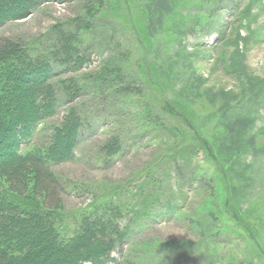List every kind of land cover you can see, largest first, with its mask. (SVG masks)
I'll return each instance as SVG.
<instances>
[{"label":"rangeland","instance_id":"374dc122","mask_svg":"<svg viewBox=\"0 0 264 264\" xmlns=\"http://www.w3.org/2000/svg\"><path fill=\"white\" fill-rule=\"evenodd\" d=\"M86 2L38 1L27 17L2 24L0 37L23 43L41 41L59 21L66 23L84 14ZM114 3L120 10L109 8ZM99 9L96 29L84 39L92 45L91 61L76 71H57V79L95 73L114 58L128 74L118 86L132 88L134 96L145 95L138 101L140 109L143 102L153 105L156 98L163 99L170 86L175 97L192 105L198 118L223 103L234 105L254 120L252 136L237 139L236 147L254 143L256 149L264 150V0H105ZM185 9L188 13L184 14ZM180 22L189 29L181 32ZM74 28L64 27L66 32ZM58 36L48 35L47 49L59 44ZM57 79L53 82L60 89ZM196 82L205 90L202 97L190 90ZM126 93L107 99L88 94L76 103L64 99L26 142L46 140L49 126L60 122L67 107L81 106L84 123L91 126L73 158L52 165L66 188L63 211L74 214L97 195L112 190L117 191L115 199L138 201L137 212L141 210L138 214L144 217L134 221L128 238L111 253L110 264L127 259L137 264H264V153L248 151L241 157L235 146L218 144L220 160L214 165L205 160L200 146L190 144L189 153L178 156L176 168L156 164L159 159L167 161L164 154L182 147L184 141L169 139L171 131L168 134L141 120L135 104L138 99ZM210 98L215 99L212 105ZM235 100L240 101L236 104ZM212 126L209 122L203 129ZM220 132L211 128L206 134L214 141ZM114 136L120 137L122 148L115 159L106 162L98 149ZM149 166L157 171L155 177L149 174ZM220 168L227 177L223 178ZM241 171L251 179L249 184L239 176ZM73 183L89 189L72 190ZM172 201L177 208L169 211L167 203ZM227 204L234 206L238 219L225 210ZM200 209L211 212L201 214ZM198 215L206 227L204 234L194 227L192 218Z\"/></svg>","mask_w":264,"mask_h":264},{"label":"trees","instance_id":"16d2710c","mask_svg":"<svg viewBox=\"0 0 264 264\" xmlns=\"http://www.w3.org/2000/svg\"><path fill=\"white\" fill-rule=\"evenodd\" d=\"M38 1L42 0H0V26L27 17L38 6ZM86 1L84 14L66 23L59 21L41 41L23 43L0 37V264H110L111 253L128 238L134 221L142 219L143 214H138L141 210L137 212V205L140 208L138 201L131 204L115 199L117 191L114 190L97 195L91 204L74 214L63 211L62 193L66 188L52 165L71 160L87 127L91 126L85 125L81 106L77 103L67 107L60 122L49 126L46 140L37 144L26 142L44 120L56 113L64 99L76 103L88 94L101 95L105 99L117 97L122 92H127L129 98L133 95L131 98L138 99L135 104L141 120L168 134L171 131L173 137L169 139L176 137L184 141L182 147L164 154L167 161L159 159L155 162L159 165L164 162L167 168L180 165L178 156L188 154L190 144L200 146L205 160L216 165L220 160L216 152L218 144L239 147L237 139L253 133V118L235 109L237 106L223 103L220 108L207 112L203 119L198 118L191 111L190 103L175 97L172 86L166 87L163 99L156 98L153 105L143 102L140 109L138 101L145 95L137 93L134 96L132 88L118 86L128 74L114 58L95 73L57 79V71H76L91 61L92 45L85 44L84 39L88 32L96 29L99 7H104L105 0ZM132 7L128 6L129 9ZM109 8L113 12L120 10L115 3L109 4ZM134 8L141 11L139 7ZM186 10H183L184 14ZM148 17L150 20L151 16ZM155 20L158 21V17ZM69 25L75 26L73 32L65 31L64 27ZM180 29L185 32L189 28L180 22ZM54 33L59 35V44H52L47 49L48 35ZM55 79L60 89L54 85ZM190 90L197 96L205 95V90L197 82L190 84ZM240 100H235L236 104ZM211 101L215 102V99L210 98L212 105L214 102ZM206 118L209 121L205 122ZM169 121L172 126L168 125ZM209 122L213 124L211 128L221 130L214 141L206 134L211 128L203 129ZM23 146L27 148L23 150ZM241 146L243 148L236 147L235 150L241 157L248 151L264 153V150L256 149L254 143ZM121 148L120 137L114 136L100 145L98 154L110 162L118 156ZM226 159L233 161L229 156ZM188 161V156L184 157L185 165ZM148 168L151 177H155L157 171ZM221 171L223 178L224 175L227 177V173ZM244 173L241 171L239 176L249 184L251 179ZM228 183L229 180L226 185ZM71 188L81 191L89 186L73 183ZM132 196L134 198L135 194ZM151 202L155 203V200ZM173 202L167 203L169 211L177 208V203ZM225 210L239 218L234 206L227 204ZM199 211L202 214L208 209ZM129 214L132 215L130 219L127 218ZM192 219L194 227L204 234L206 227L201 225L200 215ZM122 264L137 263H130L127 259Z\"/></svg>","mask_w":264,"mask_h":264}]
</instances>
